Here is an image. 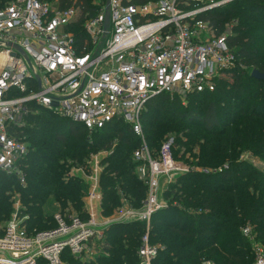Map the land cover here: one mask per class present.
Returning a JSON list of instances; mask_svg holds the SVG:
<instances>
[{
  "label": "built area",
  "instance_id": "2783aa9c",
  "mask_svg": "<svg viewBox=\"0 0 264 264\" xmlns=\"http://www.w3.org/2000/svg\"><path fill=\"white\" fill-rule=\"evenodd\" d=\"M224 2L149 0L137 5L110 0L108 11L105 5L84 22L83 43L68 31L82 16L76 3L63 9L58 0L9 2L0 9V174L25 183L30 145L23 132L32 104L90 131L122 120L144 140L142 116L153 98L214 92L219 80L242 67L227 37H215L217 29L202 19ZM174 145L175 137H169L155 158L141 142L133 159L148 185V197L139 210L124 198L126 205L112 219L103 216L99 174L112 150L95 158L97 167L90 176L72 170L69 178L81 174L89 186L85 204L90 219L59 213L53 229L30 233L26 218L15 215L0 235V264H62L66 252L80 257L94 239L103 241L111 224L133 221L147 224L139 264H153L163 247L150 243V222L167 208L159 199L160 178L169 177L170 185L191 171L174 162ZM244 236L253 239L248 228ZM254 252L253 264H264L263 248L254 246Z\"/></svg>",
  "mask_w": 264,
  "mask_h": 264
},
{
  "label": "trees",
  "instance_id": "16d2710c",
  "mask_svg": "<svg viewBox=\"0 0 264 264\" xmlns=\"http://www.w3.org/2000/svg\"><path fill=\"white\" fill-rule=\"evenodd\" d=\"M7 2L0 0V9ZM58 3L63 9L74 3L81 7L80 25L96 17L106 0ZM202 19L209 21L219 36L227 25H233L227 43L242 67L237 66L233 80H219L214 92L162 94L146 106L142 125L150 150H160L163 136L177 131L173 149L176 159L182 151L184 159L191 153L194 166L209 170L190 171L168 185L164 194L167 208L151 219L150 242L163 247L153 264H202L204 260L253 264L251 239L244 237L243 230L250 228L251 238L264 246V171L241 156L251 153L264 160V81L252 77L256 70L264 74V0H236ZM77 32L83 43L87 37L84 29L80 27ZM27 123L23 135L31 145L25 161L28 185L22 186L15 176L0 174V224L12 214L10 193L20 194L25 207L20 217H28L24 226L30 233L56 226L44 209L48 197H53L48 206L56 202L80 212L86 187L78 179L67 180L72 165L69 161L82 163L89 152L110 151L114 145L101 175L104 213L110 216L122 207L120 193L132 208L142 209L148 186L137 176L139 164L133 159L141 139L129 124L118 120L90 131L36 104L31 105ZM197 148L201 150L198 157L193 155ZM187 162L191 164L190 159ZM225 165L228 168L223 169ZM146 233V222L116 223L106 230L103 253L96 262L83 263L69 252L63 260L67 264H138L137 253Z\"/></svg>",
  "mask_w": 264,
  "mask_h": 264
},
{
  "label": "rangeland",
  "instance_id": "374dc122",
  "mask_svg": "<svg viewBox=\"0 0 264 264\" xmlns=\"http://www.w3.org/2000/svg\"><path fill=\"white\" fill-rule=\"evenodd\" d=\"M12 0H8V2H7V4L9 3V2H11ZM74 1H76V0H74ZM218 1H225L224 2V4L222 5V6H220L219 8H221V7H223V6H226V5H228L229 3H231V2H233V1H236V0H231L229 3H226L228 0H218ZM103 7V5L101 4L100 5V9ZM219 8H217V9H219ZM80 21V20H79ZM235 22V21H234ZM79 24V23H78ZM77 24V26H73V27H68V31L70 32V33H73L74 35H76V33H78L77 31H78V28H80V27H82V29H83V25H84V23L83 24H80V25H78ZM233 24H237V22H235V23H233ZM233 32V30L232 29H230V27H227L226 26V29H225V31L222 33V35L221 36H218V35H216L215 37H217V38H219V37H221V38H223V37H228L229 35H230V33H232ZM215 34H217V33H215ZM210 36H212V35H210ZM232 76V75H231ZM231 76H229V78L228 79H230V80H233V78H231ZM183 104L184 105H187V101H186V99H184V101H183ZM146 110V109H145ZM27 125H28V123H27ZM27 128V127H26ZM25 128V129H26ZM177 134V131H168L164 136H163V138L160 140V142H159V146H161L160 147V150H158V148H159V146H158V148H157V152H152V154H153V157H155V158H159V156H160V153H161V150H162V147H163V145H164V143L166 142V140L169 138V137H176L175 135ZM26 137V136H25ZM26 139H27V137H26ZM28 140V139H27ZM143 141H145L146 143H147V141H146V139H145V136H144V140L143 139H141V142H143ZM28 143H29V145H30V142L28 141ZM115 147H116V145H114V147H113V151H114V149H115ZM30 149H31V145H30ZM175 149V148H174ZM111 151V150H110ZM104 152H107V151H103V152H98V153H93V154H91L90 155V152H89V154H88V156L89 157H86V158H84L83 160H82V163L81 162H76V163H74L73 164V162H71V161H69L70 162V168H69V171H68V175H67V180H70V179H78V180H80V181H82V183H83V185L86 187V190H85V192H84V194H83V196H82V198H81V201H82V207H81V211L80 212H77V211H75L74 210V208H72V207H70L69 208V206L68 207H66V208H62V206H61V204L60 203H53L52 205H47V202L50 200V202H52V196L51 197H48V199H47V202H46V205L44 206V209L45 210H47L49 213H50V215H51V217H52V219L54 220V217H55V215L56 214H59V213H62V214H69V215H75V216H78V217H82L83 216V219L85 220V221H88L89 219H90V216H89V214H88V211H87V209H86V204H85V198H86V196H87V194H88V190H89V186H87L86 184H85V182H84V180L82 179V178H80L81 177V174L79 175L80 177H77V175L76 176H74V177H72V178H69L68 176H69V174H70V172L72 171V170H75V171H78L79 173H84V174H86L87 176H90L92 173H93V170L92 169H94V168H96L97 166L95 165V158L97 157V156H99V154L100 153H104ZM134 152H135V150H134ZM183 151L182 152H180V153H178V155L177 156H179V159H176V157H175V155H174V150H172V157H173V159H174V162H177L180 166H183V167H185V168H189L191 171H193V170H197V171H199V172H209V170H204V168L203 167H197V166H194L193 164H192V161H193V158L191 157V153H187L186 154V156H185V159L183 158ZM200 153H201V150H200V148H197L196 150H194V152H193V155H195L196 157H198L199 155H200ZM109 157V156H108ZM107 157V158H108ZM190 159V161H191V164L189 163V162H187L188 160ZM106 160V159H105ZM241 160H243V161H246V162H249L250 164H252L253 166H255L256 168H258L259 170H261V171H264V160H263V158H261V157H255V156H253L251 153H244L242 156H241ZM199 161V159H197L196 160V162H198ZM104 160L101 162V164H100V166H99V174L100 175H102V172H103V169H104ZM226 168H228V166L227 165H225L224 166V168L223 169H226ZM219 171H222V168H220L219 169ZM136 172V171H135ZM137 176L140 178V176H139V174H138V170H137ZM25 175H26V173H25ZM18 180H19V178L18 177H16ZM25 183L24 184H22L21 182H20V184L22 185V186H24V187H27V176L25 177ZM20 181V180H19ZM144 181V180H143ZM169 181V177L168 178H165V176H162L161 178H160V188H159V199L162 201V202H164L165 204H166V201L164 200V194L166 193V191H167V189H168V182ZM174 181H176L175 179H174ZM145 183H146V181H144ZM147 184V183H146ZM100 186H101V176H100ZM148 186V185H147ZM101 189H102V187H101ZM10 195H12L11 196V202H12V214H11V216H10V218L7 220V221H5V222H3V223H1L0 224V235L2 234V232L4 231V229L8 226V224L13 220V218H14V216L15 215H19V217H20V215H21V213H22V211L25 209V207H24V203L22 202V200H21V196H20V194H12V193H10ZM120 195H121V198H122V201H123V205H122V207H119V209H115L114 210V212H113V214L112 215H110V216H106L105 215V213H104V211H103V216L105 217V218H107V219H112L113 218V216H115L116 214H119V212L122 210V208H124L123 206L124 205H126V201L124 200V195H122L121 193H120ZM147 197H148V193H147ZM146 197V198H147ZM102 199H103V191H102ZM102 204H103V200H102ZM128 204H129V202H128ZM102 208H103V205H102ZM103 210H104V208H103ZM21 218V217H20ZM26 218V219H25ZM24 219L25 220H27L28 219V217H25ZM135 222H138V221H133V222H129V223H135ZM52 224L50 225L51 227L50 228H52L53 227V224L55 223V221H54V223L53 222H51ZM113 224H111L110 226H112ZM150 225H151V222H150ZM109 226V227H110ZM108 227V228H109ZM50 228H48V229H50ZM107 228V229H108ZM250 229V228H249ZM29 230V229H28ZM41 231V230H40ZM45 231V230H44ZM106 233V232H105ZM105 233L102 235V237L104 238L105 237ZM243 235H244V230H243ZM245 237V236H244ZM254 237V236H253ZM256 239H255V237H254V239H252L250 242H251V245H252V254H253V256L255 257V252H254V246H261L262 248H263V250H264V246L262 245V244H260L259 242H257V241H255ZM142 241V240H141ZM151 243V242H150ZM152 244V243H151ZM103 245H104V242L102 241V240H99L98 238L97 239H94L91 243H90V245H89V251H87L86 253H84L82 256H74V255H72V257H74V258H76V259H78V260H80V261H82L83 263H94V262H96L97 261V259H98V257L103 253L102 251V248H103ZM153 245V244H152ZM157 245H160V244H157ZM161 246V245H160ZM140 248H141V246H140ZM139 252H140V249L138 250V253H137V255H138V264H139ZM211 261V260H210ZM211 262H213V261H211ZM214 263V262H213ZM62 264H67L66 263V260H63V262H62ZM215 264V263H214Z\"/></svg>",
  "mask_w": 264,
  "mask_h": 264
},
{
  "label": "water",
  "instance_id": "95a60500",
  "mask_svg": "<svg viewBox=\"0 0 264 264\" xmlns=\"http://www.w3.org/2000/svg\"><path fill=\"white\" fill-rule=\"evenodd\" d=\"M230 1H231V0H228L226 3H229ZM109 2H110V0H106V10H107V11H108V9H109ZM108 22H109V15H108V13H107V14H106V20H105V28H107ZM22 54H23L24 56H26L24 52H22ZM252 77L255 78V79H257V80H262V81H264V74L258 72L257 70H256V71H253V73H252Z\"/></svg>",
  "mask_w": 264,
  "mask_h": 264
}]
</instances>
